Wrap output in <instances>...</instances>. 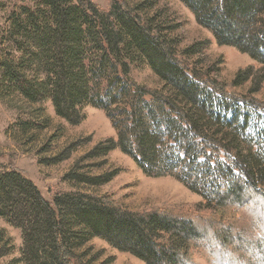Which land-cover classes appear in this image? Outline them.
Returning a JSON list of instances; mask_svg holds the SVG:
<instances>
[{"label":"trees","instance_id":"obj_1","mask_svg":"<svg viewBox=\"0 0 264 264\" xmlns=\"http://www.w3.org/2000/svg\"><path fill=\"white\" fill-rule=\"evenodd\" d=\"M182 1L220 44L258 65L223 83L177 54L154 18L125 0H111L109 10L92 0H42L13 24L26 50L21 67L8 60L2 67L27 98L50 97L73 124L88 105L105 110L117 136L88 157L119 148L147 175L184 181L215 215L202 221L166 208L130 210L89 193L50 201L21 172L0 173V216L22 230L21 264H112L89 244L96 236L145 264H264V99L253 95L264 87V0ZM138 62L163 86L138 82ZM248 81V93L234 88ZM112 176L70 171L66 178L101 184Z\"/></svg>","mask_w":264,"mask_h":264},{"label":"rangeland","instance_id":"obj_2","mask_svg":"<svg viewBox=\"0 0 264 264\" xmlns=\"http://www.w3.org/2000/svg\"><path fill=\"white\" fill-rule=\"evenodd\" d=\"M92 1L103 10L111 8V0ZM125 1L146 18H154L155 30L166 37L177 54L201 70L211 68L210 75L223 83H232L240 69L258 65L248 53L220 44L182 0ZM42 7V0H0V173L21 172L50 201L59 193H89L130 210L166 208L197 215L202 221L213 217L215 213L202 208L201 193L177 177L147 175L133 157L119 148L106 155L88 157L101 141L117 136L105 110L88 105L85 118L73 124L57 113L50 97L33 101L6 77L3 61H14L21 67L22 56L26 54L24 42L11 34L13 24L26 19L29 11L37 12ZM197 43L202 46L199 53L183 55L185 49ZM132 75L140 83L163 86L147 63H136ZM250 87L248 81L234 88L248 93ZM253 95L264 99V87ZM70 171L76 175L113 176L107 182L91 184L66 178ZM23 241L21 228L0 216V248L7 252L0 258V264H21ZM89 244L101 251L102 259L113 257L112 264H145L102 237H94Z\"/></svg>","mask_w":264,"mask_h":264}]
</instances>
